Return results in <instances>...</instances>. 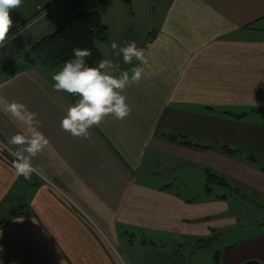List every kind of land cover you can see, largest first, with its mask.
I'll return each mask as SVG.
<instances>
[{
	"label": "crops",
	"instance_id": "0c3cea01",
	"mask_svg": "<svg viewBox=\"0 0 264 264\" xmlns=\"http://www.w3.org/2000/svg\"><path fill=\"white\" fill-rule=\"evenodd\" d=\"M45 1L22 0L10 11L13 25L0 47V264H187L177 247L157 248L165 247L162 238L209 239L245 222L232 204L264 208V168L254 165L264 156V0H140L146 9L132 11L137 26L119 19L115 42L135 41L147 65L110 57L119 71L144 68L122 93L131 114L109 115L87 138L60 127L79 99L54 90L52 76L62 66L49 70L24 57L47 35L34 26ZM72 7L85 10L80 2ZM108 38L107 28L96 45L103 59ZM13 101L36 114L34 127L48 140L32 161L31 181L13 167L18 146L10 140L28 128L6 112ZM168 133L209 147L180 145ZM182 164L207 168L245 195L235 189L234 199L212 191L184 197L168 181ZM262 224L217 248L211 264H264ZM138 232L161 239L147 242L142 234L137 243Z\"/></svg>",
	"mask_w": 264,
	"mask_h": 264
},
{
	"label": "clouds",
	"instance_id": "9594fccd",
	"mask_svg": "<svg viewBox=\"0 0 264 264\" xmlns=\"http://www.w3.org/2000/svg\"><path fill=\"white\" fill-rule=\"evenodd\" d=\"M21 4L22 0H0V47L9 39L13 25L10 11ZM111 49L114 56H122L125 64L131 65L134 60L145 66L148 63L144 49L138 48L135 41L124 45L112 42ZM91 55V49L74 48L73 58L65 61L52 76L55 91L79 97L60 121L61 129L74 137L87 138L89 129L98 127L109 115L119 120L128 117L131 108L122 94L123 90L132 83H138L144 72L140 66L119 71L120 65L111 59H101L96 66H90L86 58ZM117 71L119 75H116ZM6 112L28 125L26 132L14 135L10 143L18 146L13 160L17 177L31 181L33 173L37 172L32 161L47 146L48 140L34 127L39 125V121L35 120L36 114L30 112L26 105L13 101Z\"/></svg>",
	"mask_w": 264,
	"mask_h": 264
},
{
	"label": "rangeland",
	"instance_id": "374dc122",
	"mask_svg": "<svg viewBox=\"0 0 264 264\" xmlns=\"http://www.w3.org/2000/svg\"><path fill=\"white\" fill-rule=\"evenodd\" d=\"M130 2H125L124 0H64L61 2L55 0H47L45 2H41L40 9L36 14V20H38L34 26L41 25L47 28L46 34L53 32L61 23L58 18L64 17V19H68L72 15H74L76 10L72 6H75L76 3L80 2L84 5L85 10H96L100 13L102 22L109 29V44L115 42V25H118V20L122 19L126 16V26L135 28L137 26L136 22L132 19V11L135 12L136 9L139 12L145 11V2L140 0H129ZM147 2V1H146ZM51 3V4H50ZM61 13L63 15L58 17ZM66 13V14H65ZM137 15L139 14L136 11ZM65 14V15H64ZM120 18H117V17ZM66 17V18H65ZM63 21V20H62ZM125 23V22H124ZM30 27L29 29H31ZM45 35V34H44ZM103 42L97 41L96 45L102 44ZM108 43H104L102 48H100L103 52V56L105 59H110L111 55H113V51ZM98 46V47H99ZM114 59V56H112ZM186 149V148H184ZM241 158L250 157V156H240ZM255 160V167L264 168V156L257 157ZM155 170L158 169L155 166ZM199 171L194 165H181L180 167L175 168L171 172H169V180L177 187L180 193L184 197H197L199 195L200 198H204L208 196L212 191V194H221L226 193L228 195L231 194L232 198L236 197L235 189L238 190L241 194L245 195V192L242 190L240 185H236L235 183H230V185L219 184V183H210L206 179V171ZM196 173V174H195ZM214 174V173H213ZM163 180V179H162ZM183 181L184 185L182 186L179 182ZM207 188L209 191H207ZM232 191V192H231ZM247 195V194H246ZM229 196V195H228ZM240 197V195H237ZM249 196V195H248ZM232 199V201H233ZM234 202V201H233ZM260 207H264V201L260 202ZM259 212H257L255 208L248 206L246 209L240 208L238 205L232 204L231 212L234 216L238 217L241 220H245V222H238L232 230H227L222 234H218L219 231H216L212 234L210 239L207 237H203V239H186L185 237H180L178 239L176 236L167 235L163 240L165 247H158L159 250L163 249L164 252L171 253L173 248H178V251H175L176 254L179 253L180 257L183 256L185 263L187 264H211L214 262V255L216 254V249L219 247H223L226 245L229 240L238 238L239 234L247 233L256 230L259 226H262L264 222V208H258ZM256 220L254 222H250L252 220ZM249 221V222H246ZM224 231V230H222ZM144 234L147 238V242L149 239L153 240V237H157L149 232H138L134 234V239L139 243L140 236ZM207 236V235H206ZM163 237V236H162ZM157 239H161L157 237ZM202 240H206L207 244H203L200 247V244L203 242ZM154 241V240H153ZM180 241V242H179ZM150 245V244H149ZM157 245H159L157 243ZM151 246V245H150Z\"/></svg>",
	"mask_w": 264,
	"mask_h": 264
},
{
	"label": "trees",
	"instance_id": "16d2710c",
	"mask_svg": "<svg viewBox=\"0 0 264 264\" xmlns=\"http://www.w3.org/2000/svg\"><path fill=\"white\" fill-rule=\"evenodd\" d=\"M107 38V26L102 22L101 15L96 10H82L75 13L68 20L58 26L53 32L41 37L30 46V55H24L30 63H37L45 69H54L63 66V63L73 58V49H91L92 55L86 58L90 66H96L103 59L99 49L96 46L97 41H104ZM228 113V112H223ZM166 136L173 142L184 146H194L208 148V145H200L192 142L186 136L180 134L168 133ZM225 152L234 153L237 150H231L225 145L220 146ZM206 179L210 183H223L226 181L223 177L215 175L205 169ZM207 191L209 189L207 188ZM15 213V212H13ZM3 220H0L2 223ZM210 239V238H209ZM211 240V239H210ZM200 247L206 240H202ZM217 258V253L214 255ZM244 264H260L256 261H249Z\"/></svg>",
	"mask_w": 264,
	"mask_h": 264
},
{
	"label": "built area",
	"instance_id": "2783aa9c",
	"mask_svg": "<svg viewBox=\"0 0 264 264\" xmlns=\"http://www.w3.org/2000/svg\"><path fill=\"white\" fill-rule=\"evenodd\" d=\"M55 1L61 2V1H64V0H55Z\"/></svg>",
	"mask_w": 264,
	"mask_h": 264
}]
</instances>
